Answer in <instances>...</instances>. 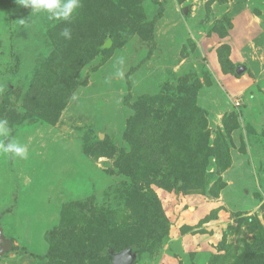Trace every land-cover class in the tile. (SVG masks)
<instances>
[{
  "label": "rangeland",
  "instance_id": "rangeland-1",
  "mask_svg": "<svg viewBox=\"0 0 264 264\" xmlns=\"http://www.w3.org/2000/svg\"><path fill=\"white\" fill-rule=\"evenodd\" d=\"M113 3L123 15L102 9L79 33L89 47L107 26L110 47L82 65L58 98L39 70L53 38L73 31L79 9L56 20L0 0V119L28 153L0 151V225L12 243L0 264H108L57 246L63 223L97 249L109 229L120 244L137 227L145 233L158 224L162 236L138 251L135 264H244L245 242L264 235V0ZM77 43L72 51L81 56ZM238 66L248 70L238 74ZM181 97L203 116L209 147H221L219 132L225 138L228 163L210 156L202 189L186 192L163 187L166 171L146 160L135 163L133 180L117 166L130 151L124 133L133 107L144 106L146 116L137 140L157 158L168 154L163 133Z\"/></svg>",
  "mask_w": 264,
  "mask_h": 264
},
{
  "label": "trees",
  "instance_id": "trees-1",
  "mask_svg": "<svg viewBox=\"0 0 264 264\" xmlns=\"http://www.w3.org/2000/svg\"><path fill=\"white\" fill-rule=\"evenodd\" d=\"M152 1L157 2V0ZM78 9L79 12L75 17V23H73L74 28L71 32V39H66L64 37L60 40H54L53 38L55 49L49 54L47 59L43 62L41 70H39V73L43 76L42 81L50 84V87L48 88H56L55 92L59 94V96H57L58 98H65V94L73 84L74 74L77 73L82 65L92 59L99 51H106L110 47L102 46L103 49L100 48L102 41L106 37L109 36L112 39L113 32L110 31L111 28L109 29V27L105 26L98 34V44L95 43L89 47L86 46L85 39H81L83 36L79 34L80 31L84 28L93 27V25H95L92 23L94 21V17L97 16L98 18V16L102 13V9H110L118 15H123V12L113 3V0H85L83 4H80ZM129 24L134 25L132 20H130ZM135 29L139 34L144 35L142 30L139 31L140 27L135 25ZM78 39L82 45L80 47L81 56L75 55L72 51V47L75 43H77ZM62 40L63 45L65 42L70 43L68 49L62 45ZM78 46L79 45L75 47L76 50ZM219 60L221 64H223L221 56L219 57ZM55 66H60L61 70L56 71ZM235 74L237 75L236 72ZM41 94L42 93H40V95ZM160 98L163 99L162 101L171 102L167 96H161ZM149 99L150 98L144 99L143 97V102H146ZM190 100L191 98L184 99L181 97L177 101L179 112L174 115L170 124H168L167 129H165L163 133V139L166 141L163 149H169L166 156H164V152L162 153L163 158L160 157L162 156L161 152L158 153L157 158H152L150 154L143 151V145L137 140V135H135L134 130L138 123H144L143 118H146V116L143 110L144 106L140 104L134 106V115L127 121L124 133V137L130 145V151L127 153H124V151L122 152L123 156L117 161L119 169L135 180L136 173L134 172V169H138L139 167L135 163H142L143 160H146V162L151 163L150 165L153 167H159L160 169L162 168L163 171H166L164 176L162 175L161 179H158L163 187L167 189H174L177 192H186L194 188L202 189L203 173L209 162V157H214L216 163H218L220 159L224 158L225 163L223 165H226L230 156L227 153V141L223 138L220 132L218 135L221 147L215 146L212 148L208 146V134L203 131L205 120L203 116L202 118H198V115L196 114L197 109L193 107V105L189 104ZM189 122L192 123V127L188 125ZM228 130L230 131V128H228ZM139 205L141 206V204ZM146 206L147 205L143 203L142 207L144 211L147 209ZM144 216L145 218L142 217L141 220L146 222V215L144 214ZM97 218L101 221V223H105L103 215H100ZM64 224L65 223L59 227L61 234H59L60 241L57 246H61L63 248V246L66 245V247H64L65 250H69L72 246H74L76 247V250H78L79 254L82 257H85L86 260L95 262L104 260L108 264H111V255L109 252L111 248L117 252L126 246H131L132 250L135 251L137 255L138 251L146 247L151 240H159L162 236V229L155 223L156 226L154 225L152 230L150 229L145 233L137 227V230L140 232L138 234L136 233V236L121 237V243L116 244L114 240H111L110 238L113 230L109 229L107 231V237L109 240H107L100 249H97L95 248L96 245L94 242L89 244L85 242L84 237L74 236L72 228ZM66 234L72 238L71 242L65 241L64 235ZM240 257L241 263L246 261L244 264H253L254 261L255 263L257 262V264H264V235L260 233V236L256 235L253 241L245 242L244 248H242V252L240 253ZM133 264H135V262Z\"/></svg>",
  "mask_w": 264,
  "mask_h": 264
},
{
  "label": "clouds",
  "instance_id": "clouds-1",
  "mask_svg": "<svg viewBox=\"0 0 264 264\" xmlns=\"http://www.w3.org/2000/svg\"><path fill=\"white\" fill-rule=\"evenodd\" d=\"M17 3L31 8V13H47L49 19L69 20L80 7V0H17ZM71 39V30L65 27L61 33ZM12 129L6 119H0V151L21 158H27V148L11 137ZM4 141H7L6 143Z\"/></svg>",
  "mask_w": 264,
  "mask_h": 264
},
{
  "label": "water",
  "instance_id": "water-1",
  "mask_svg": "<svg viewBox=\"0 0 264 264\" xmlns=\"http://www.w3.org/2000/svg\"><path fill=\"white\" fill-rule=\"evenodd\" d=\"M186 9H184V12ZM111 44L110 37L105 39L103 47H109ZM245 68L238 66L236 72L240 74ZM12 248V243L7 239L3 233V229L0 225V255L5 252H9ZM111 255V264H133L136 259V252L132 250L131 246H126L120 251L115 252L112 248L109 250Z\"/></svg>",
  "mask_w": 264,
  "mask_h": 264
},
{
  "label": "crops",
  "instance_id": "crops-1",
  "mask_svg": "<svg viewBox=\"0 0 264 264\" xmlns=\"http://www.w3.org/2000/svg\"><path fill=\"white\" fill-rule=\"evenodd\" d=\"M245 69L243 70V72H246V70H248L247 66L244 67Z\"/></svg>",
  "mask_w": 264,
  "mask_h": 264
}]
</instances>
